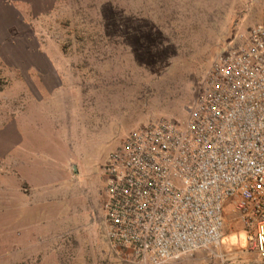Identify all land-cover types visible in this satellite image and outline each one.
Masks as SVG:
<instances>
[{"label":"built area","instance_id":"obj_1","mask_svg":"<svg viewBox=\"0 0 264 264\" xmlns=\"http://www.w3.org/2000/svg\"><path fill=\"white\" fill-rule=\"evenodd\" d=\"M103 171L104 232L118 257L165 264L216 248L232 203L264 264V14L219 58L184 124L149 122Z\"/></svg>","mask_w":264,"mask_h":264},{"label":"rangeland","instance_id":"obj_2","mask_svg":"<svg viewBox=\"0 0 264 264\" xmlns=\"http://www.w3.org/2000/svg\"><path fill=\"white\" fill-rule=\"evenodd\" d=\"M263 14L264 0H64L37 20L41 33L21 35V46L27 45L24 37L60 43L80 71L83 91H92L94 77L88 75L96 73L97 91L106 88L113 107L132 116L114 136L120 146L149 122L184 124L219 58L240 44ZM27 55L24 49L3 51L1 123L8 120L9 96L26 87ZM17 99L23 110L24 99ZM88 216L92 236L65 237L63 264H137L115 255L99 221ZM253 231L229 203L221 245L165 264H259L249 239Z\"/></svg>","mask_w":264,"mask_h":264},{"label":"crops","instance_id":"obj_3","mask_svg":"<svg viewBox=\"0 0 264 264\" xmlns=\"http://www.w3.org/2000/svg\"><path fill=\"white\" fill-rule=\"evenodd\" d=\"M63 1L0 0V64L5 50L29 54L26 87L9 96L8 120L0 121V264H63L65 237L90 234L89 212L105 237L103 166L132 116L113 107L106 88L97 91L96 73L88 75L92 91L80 89V71L60 43L24 37L21 46V35L41 33L37 20Z\"/></svg>","mask_w":264,"mask_h":264}]
</instances>
